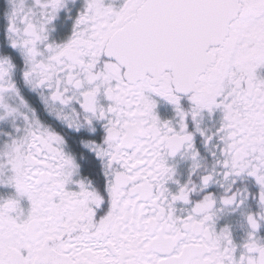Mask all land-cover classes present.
Segmentation results:
<instances>
[{
	"label": "snow or ice",
	"instance_id": "6c2138e0",
	"mask_svg": "<svg viewBox=\"0 0 264 264\" xmlns=\"http://www.w3.org/2000/svg\"><path fill=\"white\" fill-rule=\"evenodd\" d=\"M0 264H264V0H0Z\"/></svg>",
	"mask_w": 264,
	"mask_h": 264
}]
</instances>
